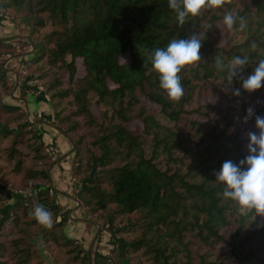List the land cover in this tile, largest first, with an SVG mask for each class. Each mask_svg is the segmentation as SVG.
Instances as JSON below:
<instances>
[{"label": "trees", "instance_id": "trees-1", "mask_svg": "<svg viewBox=\"0 0 264 264\" xmlns=\"http://www.w3.org/2000/svg\"><path fill=\"white\" fill-rule=\"evenodd\" d=\"M227 11L246 20L243 31L226 28ZM2 17L32 49L17 71L36 87L21 97L49 98L52 126L74 148L79 209L111 234L99 264H264V217L225 199L215 176L226 160L239 165L249 155L246 125L259 135L264 86L249 93L242 80L264 59V0H227L183 26L169 0H0ZM194 33L202 62L181 72L185 94L175 102L149 57ZM19 53L0 36V264H93L67 235L70 211L51 186L58 152L25 109L6 104L15 87L6 63ZM216 55L226 63L248 55L250 64L229 85ZM212 95L228 107L203 103ZM36 205L52 213L51 228L30 216Z\"/></svg>", "mask_w": 264, "mask_h": 264}, {"label": "clouds", "instance_id": "clouds-1", "mask_svg": "<svg viewBox=\"0 0 264 264\" xmlns=\"http://www.w3.org/2000/svg\"><path fill=\"white\" fill-rule=\"evenodd\" d=\"M227 0H169V7L176 14L178 23L183 26L189 17L196 18L202 12L223 8ZM223 24L228 30L243 31L246 20L233 11H227L223 17ZM238 24V28H237ZM202 39L199 33H194L188 39H172L166 49L156 48L149 59L153 70L159 75L160 87L168 98L179 102L184 96L181 83V72L195 67L202 62ZM251 50L255 52L258 45L253 42ZM250 64L248 55L235 56L227 63L219 56H215V69L226 74V82L231 85ZM264 86V59L256 63L254 72L242 80V87L249 93L256 92ZM240 90L235 89L233 95L239 97ZM254 115V109H247L244 123ZM256 127L259 135L249 132V155L240 161L239 165L226 160L219 172L215 173L216 182L224 185L223 197L238 204L241 209L257 216L264 217V117H256ZM30 216L42 226H53L52 213L43 205H36L30 211Z\"/></svg>", "mask_w": 264, "mask_h": 264}, {"label": "crops", "instance_id": "crops-1", "mask_svg": "<svg viewBox=\"0 0 264 264\" xmlns=\"http://www.w3.org/2000/svg\"><path fill=\"white\" fill-rule=\"evenodd\" d=\"M0 36L4 37L7 41L13 43V45L19 47L22 46L23 42L20 41V37L14 35V31L8 30L5 19L2 17L0 19ZM18 40H14L17 39ZM25 45V44H24ZM27 50V48H26ZM32 52V49L29 48L28 51L21 52L18 55L10 58L7 61L8 71L7 75L14 80L15 87L14 93L11 98L6 99V104L14 107H21L25 109L29 115V121L35 126H37L41 133L40 138L46 144L48 151L52 152L53 150L58 152V160L51 169V186L59 194V203L64 207L65 210L70 211L71 214L76 215L74 223L76 224L74 228L77 230L82 222L87 226V228L94 225L95 230L99 228L97 225L89 223L85 218L81 217L80 209L78 207L77 200L75 198V184L71 176V167H72V153L73 146L71 142L58 130L52 126L53 122V111L49 98L44 95V92H40L38 95L30 94L26 98L21 97L20 90L22 88L36 87L32 77L27 79L20 80L18 68H23L25 62L27 61V56ZM31 117L35 121H31ZM72 225V224H71ZM71 229H66V233L70 238L79 239L84 245H87L85 236H77L76 232H70ZM89 230V229H87ZM100 241V242H99ZM102 239L98 238L97 242H91L88 246L89 255L93 257V264H99L100 260L97 259V256L100 255L104 258L109 257L110 246L109 239L108 242L102 243Z\"/></svg>", "mask_w": 264, "mask_h": 264}, {"label": "rangeland", "instance_id": "rangeland-1", "mask_svg": "<svg viewBox=\"0 0 264 264\" xmlns=\"http://www.w3.org/2000/svg\"><path fill=\"white\" fill-rule=\"evenodd\" d=\"M5 24H6V26H7V28H8V30H11L12 32L14 31V28H13V26L12 25H10L8 22H7V20H5ZM14 35H17V33L14 31ZM18 36V35H17ZM14 40H18V38L17 39H14ZM19 41V40H18ZM225 41V40H224ZM237 41H241V38L239 37V36H237ZM25 44V45H24ZM19 48H20V51L21 52H25V51H28V47H27V45H26V43H23L22 44V46L20 45L19 46ZM26 48H27V50H26ZM7 65V64H6ZM203 103H205V104H209V105H215V106H217V107H219V108H226V107H228V102L225 100V99H223L221 96H218V95H212V96H208L207 98H205V100H203ZM263 103H264V99H263ZM31 121L33 122V121H35L34 119H33V117H31ZM250 128L248 127V125H246L245 127H244V130H243V132H242V139H243V141H244V145H245V148H246V151L248 152V144H249V139H248V133L250 132ZM74 149V148H73ZM249 153V152H248ZM78 203V202H77ZM78 207H79V203H78ZM80 215H81V217H83L84 218V216H83V213L80 211ZM70 217H73V218H70V219H72L71 220V222H69L68 224H67V226H66V228L65 229H71L70 230V232H76L77 233V236L79 237V236H85L86 237V242H87V245L89 246L90 245V243L92 242L93 243V239H94V243H96L97 242V240H98V238H100V240L102 239V242H101V244L102 243H106V242H108V239L111 237V234L109 233V232H107V231H104V232H102V227H100L99 225H97L99 228H97V230H95V227H94V225H92L91 227H89V228H87V226L84 224L85 222H82L81 224H80V226H79V229L77 230L76 228H74V226L76 225V224H73L74 223V219H76L77 217H76V215L75 214H71L70 215ZM87 220V219H86ZM72 224V225H71ZM93 224V223H92ZM96 225V224H95ZM87 229H89V230H87ZM79 240V239H78ZM100 242V241H99ZM39 243V245H41V246H39L40 247V249L42 250V242L41 241H39L38 242ZM110 247H111V245L110 244H108ZM85 246V248H87L88 249V246H86V245H84ZM110 251H111V248H110ZM44 256L46 257V255L44 254ZM46 260H47V262H48V264H51V262H50V260L48 259V258H46Z\"/></svg>", "mask_w": 264, "mask_h": 264}, {"label": "built area", "instance_id": "built-area-1", "mask_svg": "<svg viewBox=\"0 0 264 264\" xmlns=\"http://www.w3.org/2000/svg\"><path fill=\"white\" fill-rule=\"evenodd\" d=\"M57 152V151H56ZM71 218H73V217H71Z\"/></svg>", "mask_w": 264, "mask_h": 264}, {"label": "water", "instance_id": "water-1", "mask_svg": "<svg viewBox=\"0 0 264 264\" xmlns=\"http://www.w3.org/2000/svg\"><path fill=\"white\" fill-rule=\"evenodd\" d=\"M73 152H74V149H73Z\"/></svg>", "mask_w": 264, "mask_h": 264}]
</instances>
